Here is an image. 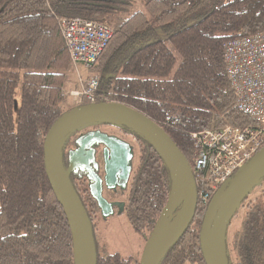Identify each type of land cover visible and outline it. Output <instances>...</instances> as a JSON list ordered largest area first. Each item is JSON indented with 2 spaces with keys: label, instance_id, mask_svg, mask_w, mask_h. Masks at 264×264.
Masks as SVG:
<instances>
[{
  "label": "trees",
  "instance_id": "trees-1",
  "mask_svg": "<svg viewBox=\"0 0 264 264\" xmlns=\"http://www.w3.org/2000/svg\"><path fill=\"white\" fill-rule=\"evenodd\" d=\"M63 16L112 30L89 69L99 79L95 103L146 115L190 167L192 132L251 124L233 107L223 44L264 30V0H0V264H74L71 230L49 184L43 151L52 125L73 110L64 107L72 63L58 25ZM99 125L118 127L137 145L136 166L120 188L127 222L146 242L171 194L170 172L137 133ZM69 177L92 226L96 264H139L140 257L111 251L99 235L95 220L101 214L87 171L74 169ZM194 177L192 222L159 264H206L201 235L209 203L200 201L205 187ZM247 200L226 244L229 264H264V194Z\"/></svg>",
  "mask_w": 264,
  "mask_h": 264
},
{
  "label": "water",
  "instance_id": "water-1",
  "mask_svg": "<svg viewBox=\"0 0 264 264\" xmlns=\"http://www.w3.org/2000/svg\"><path fill=\"white\" fill-rule=\"evenodd\" d=\"M101 123L119 125L143 137L157 152L170 172L171 194L145 242L139 260V264H159L164 254L177 242L192 222L198 200L195 177L184 155L160 126L143 113L115 103H92L67 112L52 125L44 141L46 174L71 230L74 264H96L97 253L92 227L69 175L74 169H87L88 178L93 180L89 187L90 192L106 216L112 212V207L102 197L101 179L92 169L97 167V163H94L93 167L90 165L95 159V150L92 146L98 142L105 144L111 150L110 160L105 167V182L108 188L115 187L121 177L115 161L123 160L126 163L132 157L126 142L98 131L78 137L79 139L75 142L78 149L70 152L68 167L64 166L65 139L77 128ZM119 150L123 153V159ZM125 178H128V172ZM263 179L264 146L209 202L201 235L206 264H229L226 247L228 227L250 191ZM178 207V213L172 218Z\"/></svg>",
  "mask_w": 264,
  "mask_h": 264
},
{
  "label": "built area",
  "instance_id": "built-area-1",
  "mask_svg": "<svg viewBox=\"0 0 264 264\" xmlns=\"http://www.w3.org/2000/svg\"><path fill=\"white\" fill-rule=\"evenodd\" d=\"M58 25L78 79L75 88L66 94L76 106L84 101L95 103L99 79L96 75L83 76L80 69L89 71L96 64L112 30L104 23L70 16L60 17ZM223 59L235 94L233 107L246 115L251 124H223L215 130L191 133L196 150L191 170L204 184L205 189L200 191L203 204L209 203L264 146V30L227 40ZM255 189L254 198L264 194V179L249 195Z\"/></svg>",
  "mask_w": 264,
  "mask_h": 264
},
{
  "label": "rangeland",
  "instance_id": "rangeland-1",
  "mask_svg": "<svg viewBox=\"0 0 264 264\" xmlns=\"http://www.w3.org/2000/svg\"><path fill=\"white\" fill-rule=\"evenodd\" d=\"M81 74L83 76L92 75L89 72H85V70H80ZM78 83L77 74L72 69L70 73V79L68 83L65 86L64 92L66 95V106L72 107L73 109L83 106L84 103L75 105L72 103L73 101L71 98L67 96V91L73 90ZM99 129L103 133L109 136L119 137L123 141H125L130 149L132 154V163L131 165L133 168L136 166L137 163V145L130 135L123 134V132L116 126L111 125H96V124H88L85 126L80 127L79 130L73 132L70 134L64 141V146L67 145V148L71 147L72 144H68V142H73L76 138L81 136V134L85 133L86 131H89L91 129ZM256 189L253 191L252 194L248 196L247 201L254 200ZM105 194L108 195V200L110 201V204L112 206V212L108 213L106 216L102 217L99 216L97 220H95V225L97 228V231L99 235L101 234L102 239L104 242H107L109 244L110 250L119 252L123 255L131 254L133 256H141V253L143 251L145 242L142 237H139L135 235L125 217L124 213V204H125V197L124 194L121 191V188H114L113 190H105ZM245 205V204H244ZM244 205L240 207L238 210L236 216L233 218V220L230 223L229 229L227 231V241H231V233L240 224V220L244 211ZM97 216V215H96ZM231 254V258L233 259V255Z\"/></svg>",
  "mask_w": 264,
  "mask_h": 264
},
{
  "label": "flooded vegetation",
  "instance_id": "flooded-vegetation-1",
  "mask_svg": "<svg viewBox=\"0 0 264 264\" xmlns=\"http://www.w3.org/2000/svg\"><path fill=\"white\" fill-rule=\"evenodd\" d=\"M98 131L102 133V131H100L99 129H96V127H95L94 129H91V130L86 131L85 133L81 134L80 137H83V136L88 135L89 133L98 132ZM79 138H76L75 141L77 139H79ZM115 138L123 141L119 137H115ZM123 142H125V141H123ZM92 147L95 150V153H94L95 159H94V161L90 165H91V167H93L94 163H97V167L92 168V169H93L95 175L98 178L101 179V195H102V197L110 204V201L108 200V195L105 194V190L106 189L113 190L114 188H119L120 189V186L122 185L121 182H123V185H125L128 182V180H129V178L131 176V172H132V165H131L132 157L126 163L123 160H116L115 161L116 162L115 166L117 167L118 173H119V175H121V177L116 182L115 187L108 188L107 185H106V182H105V175H106L105 167L107 165V162H109V160H110L111 150H110L109 147H106L105 144L98 143V142L94 143V145ZM77 149H78V146L76 145V143L75 144H72L71 147L66 148V151L65 152L67 154V157L70 154V152H73V151H75ZM119 152L121 154V158L123 159V153L120 150H119ZM130 152H131V149H130ZM106 156H107V158H106ZM83 171H87V169L84 168ZM127 172H128V178L126 179L125 176L127 175ZM87 175H88V171H87ZM92 183H93V180H90L89 187H90V185ZM96 202H97V200H96ZM97 206H98V202H97ZM98 208H99V206H98ZM99 211H100L101 216L104 217V214H103V212H102V210L100 208H99Z\"/></svg>",
  "mask_w": 264,
  "mask_h": 264
},
{
  "label": "crops",
  "instance_id": "crops-1",
  "mask_svg": "<svg viewBox=\"0 0 264 264\" xmlns=\"http://www.w3.org/2000/svg\"><path fill=\"white\" fill-rule=\"evenodd\" d=\"M80 70H82V71H83V70H85V69H82V68H81ZM85 72H87V73H88L89 71H86V70H85Z\"/></svg>",
  "mask_w": 264,
  "mask_h": 264
},
{
  "label": "bare ground",
  "instance_id": "bare-ground-1",
  "mask_svg": "<svg viewBox=\"0 0 264 264\" xmlns=\"http://www.w3.org/2000/svg\"><path fill=\"white\" fill-rule=\"evenodd\" d=\"M200 197V196H199ZM92 227V226H91Z\"/></svg>",
  "mask_w": 264,
  "mask_h": 264
}]
</instances>
